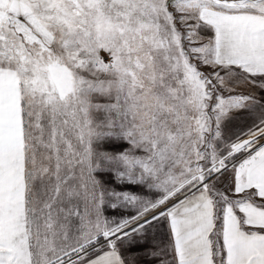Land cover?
Segmentation results:
<instances>
[{
  "label": "snow or ice",
  "instance_id": "obj_1",
  "mask_svg": "<svg viewBox=\"0 0 264 264\" xmlns=\"http://www.w3.org/2000/svg\"><path fill=\"white\" fill-rule=\"evenodd\" d=\"M0 264H264V0H0Z\"/></svg>",
  "mask_w": 264,
  "mask_h": 264
}]
</instances>
